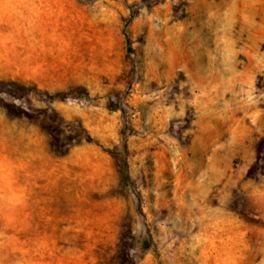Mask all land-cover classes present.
Returning <instances> with one entry per match:
<instances>
[{"label": "rangeland", "instance_id": "rangeland-1", "mask_svg": "<svg viewBox=\"0 0 264 264\" xmlns=\"http://www.w3.org/2000/svg\"><path fill=\"white\" fill-rule=\"evenodd\" d=\"M0 264H264V0H0Z\"/></svg>", "mask_w": 264, "mask_h": 264}, {"label": "trees", "instance_id": "trees-1", "mask_svg": "<svg viewBox=\"0 0 264 264\" xmlns=\"http://www.w3.org/2000/svg\"><path fill=\"white\" fill-rule=\"evenodd\" d=\"M119 166H120V168H121L122 170H125V161L123 160L122 162H120V163H119ZM125 177H127V174H126ZM142 243L146 244V243H147V240H146V239H143V240H142Z\"/></svg>", "mask_w": 264, "mask_h": 264}]
</instances>
